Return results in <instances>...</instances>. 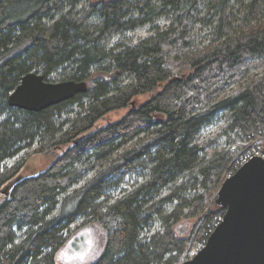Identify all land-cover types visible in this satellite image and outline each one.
I'll use <instances>...</instances> for the list:
<instances>
[{"label":"trees","instance_id":"obj_1","mask_svg":"<svg viewBox=\"0 0 264 264\" xmlns=\"http://www.w3.org/2000/svg\"><path fill=\"white\" fill-rule=\"evenodd\" d=\"M262 2L0 0V264H56L72 233L92 224L105 245L90 264L191 259L225 212L222 182L264 155ZM196 24L212 26L211 44L198 43ZM145 26L148 37H126ZM255 64L263 74L233 90ZM31 72L87 91L37 113L10 107ZM141 95L149 99L134 106ZM223 136L228 146L212 149ZM61 148L45 171L20 175L29 156ZM182 220L195 221L186 237L174 230Z\"/></svg>","mask_w":264,"mask_h":264},{"label":"water","instance_id":"obj_2","mask_svg":"<svg viewBox=\"0 0 264 264\" xmlns=\"http://www.w3.org/2000/svg\"><path fill=\"white\" fill-rule=\"evenodd\" d=\"M86 91V82L51 83L31 72L21 77L7 103L37 113ZM18 180L1 193L7 195ZM216 202L225 209L220 222L205 245L182 264H264V155L251 157L226 177Z\"/></svg>","mask_w":264,"mask_h":264},{"label":"rangeland","instance_id":"obj_3","mask_svg":"<svg viewBox=\"0 0 264 264\" xmlns=\"http://www.w3.org/2000/svg\"><path fill=\"white\" fill-rule=\"evenodd\" d=\"M92 3H100V2H109L112 0H90ZM233 4V2H231ZM233 13L234 16L241 18L239 13V8L237 5H234ZM261 14L262 19H264V0L262 2L261 6ZM168 22L166 20H160L158 21L157 25L160 28H163L167 25ZM194 31L196 33L197 39H199L198 43H201V45H207L210 43L213 34H212V26H204L201 24H196L194 26ZM152 32V28L149 26L138 28L133 33L128 34L126 37L133 40V42H137L139 39H144L148 37ZM211 44V43H210ZM200 47H207V46H200ZM262 67L260 65L255 64L250 68V70L245 73V75L242 77V79L238 82H236L232 89L236 90L240 86L245 85L248 81L256 79L257 77H260L262 75ZM149 99V95H141L137 96L133 99L134 106H140L145 101ZM129 108L113 111L109 114H107L104 118L99 120L94 129L102 128L106 126L107 124L117 122L125 114ZM224 127V121H218L213 126L206 128L202 134L201 139L202 140H209L213 139L217 134L221 132V130ZM93 129V130H94ZM260 147L263 149L264 141H261ZM226 145V138L219 137L217 140L212 144V149H220L223 148ZM228 149V147H227ZM64 148H61L59 150H54L50 154H35L29 156V159L27 160L25 166L22 168L20 175L21 176H36L39 173L45 171L56 159L58 154H61L63 152ZM257 156V155H255ZM1 199V197H0ZM195 225V221H188V220H182L176 227L175 232L177 235L180 236H187L193 226ZM105 245V234L104 231L101 229L99 225L92 224L87 227H84L74 233L70 236L68 241L65 243V245L58 251L56 254V264H90L93 261H95L101 252L103 251Z\"/></svg>","mask_w":264,"mask_h":264},{"label":"built area","instance_id":"obj_4","mask_svg":"<svg viewBox=\"0 0 264 264\" xmlns=\"http://www.w3.org/2000/svg\"><path fill=\"white\" fill-rule=\"evenodd\" d=\"M250 158H251V157H248L247 159H245V160L241 163V165H243V164H244L246 161H248ZM241 165H240V166H241ZM240 166H239V167H240ZM237 169H238V168H237Z\"/></svg>","mask_w":264,"mask_h":264}]
</instances>
